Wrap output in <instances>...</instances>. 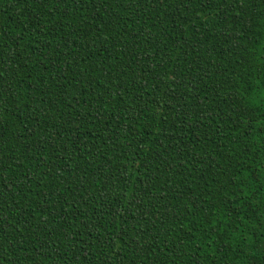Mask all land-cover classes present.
<instances>
[{"label": "trees", "instance_id": "16d2710c", "mask_svg": "<svg viewBox=\"0 0 264 264\" xmlns=\"http://www.w3.org/2000/svg\"><path fill=\"white\" fill-rule=\"evenodd\" d=\"M0 264H264V0H0Z\"/></svg>", "mask_w": 264, "mask_h": 264}]
</instances>
